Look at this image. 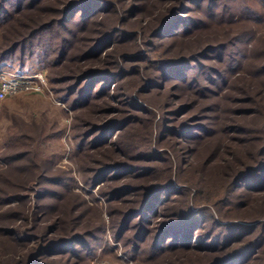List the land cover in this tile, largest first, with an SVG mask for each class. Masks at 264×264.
Here are the masks:
<instances>
[{"label":"rangeland","instance_id":"rangeland-1","mask_svg":"<svg viewBox=\"0 0 264 264\" xmlns=\"http://www.w3.org/2000/svg\"><path fill=\"white\" fill-rule=\"evenodd\" d=\"M61 2L65 3L66 0H51V6L59 7ZM121 2L123 3V0ZM127 3H135L134 6L136 7L140 4V1L129 0ZM156 5L162 7L166 6L167 3L165 5L156 3ZM119 6L121 8L124 7L121 4ZM227 6L230 7V12L234 14L233 18L235 16L238 17L244 10H251L258 17L254 20H245L238 17L235 24L213 22L210 25L208 23L209 25L204 27L203 30L201 29L199 32L187 37L178 36L169 38V40L159 38L154 42L158 47L154 49L155 52L152 51L150 53V51H147L145 56L148 60L155 59L156 53H161L164 50L165 54L161 57H164L163 59L165 60L193 56L198 63H202L204 66L216 65L217 62H214L213 59L201 58L197 53L202 52L203 47L231 39V37H235L238 34L239 36L243 34L249 35L250 37L248 39L243 38L237 44V47H242L243 52H249L250 54L262 53L263 56L249 58L248 65H245L238 74L239 76L233 77L230 82L232 85L228 95L231 93L232 96L237 98V101L232 102L221 99L220 102H215L216 107L217 104L219 106V110L215 113L214 111L209 113L201 111L200 108L206 107L208 104L204 101V98L199 97L198 93H195L193 89L189 90V87L186 88V84L180 80H173L174 78H171V76H162L159 79V82L165 83L162 89L156 88L146 92L144 90L146 80L152 75H157V72L152 70L154 68L150 66V62L147 59L143 61L128 60L126 57H122L123 54H131L132 56L137 55L138 51L145 52L144 50L147 48L142 44V40L140 44L133 40L131 42L116 43L109 48L106 54H103L102 59L86 60L84 63L83 61L79 62L78 57L81 56L83 46L88 43L84 38L91 36L90 33L79 31V23L75 25V21L79 18V13L73 16L77 20L70 22L67 28L70 31L75 30L73 33L83 39L73 43L75 47L67 54L65 61L62 62V64H67L66 66L50 68L46 60L41 61L35 58L26 63L27 71L25 73L44 72L48 84L47 88L42 92L21 91L0 100V264H29L32 249L38 244H44L48 240H57L60 237H67L68 234L74 232L80 234L79 232L87 233L89 231L92 234L94 233V237H89L88 242L95 249L86 258V261L75 262L73 257L64 254L55 258L58 261L57 264H190L202 262V258L199 257L200 254L197 252H194V254H192L193 252H176L156 261H149L145 257L141 258L140 255L132 258L133 256L126 252L127 246L124 247L123 239H117L115 235L117 222L121 218L120 212L128 209L129 205L116 200L107 201L99 193V186L92 188L86 185L91 173L87 168L94 165L93 160L95 159L106 161L113 159L117 160V162L141 163L142 159H135L134 157L138 153H145L155 159H160L152 164L157 168L158 173L156 176L127 177L123 178L125 179L123 182L150 187L153 184H157L160 180L167 179V175L172 172V180L174 181V178L177 177L180 181H184L188 186L189 193L178 201L170 202L167 212H179L187 204L195 206L196 209L202 206H211V204L200 199L201 196L197 195L195 197L197 187H200L203 193L207 189L214 196L220 195L223 186L227 184L233 173L226 178L227 180H224L220 175H211V167L218 163L219 158H211L208 161L205 160L203 154L208 150L206 143L213 141L214 136H219L220 132L206 137L205 141L197 140L193 133L200 123L201 115L211 116L213 122L215 120L218 121V116L219 120L229 118L230 120H237V122L243 121L247 124H253L259 135L264 130L262 127L263 119L259 117L260 115L255 110V108H258L262 116H264V107L256 106L254 102L258 101V104H264V91L258 90L262 88V85L258 83L259 78L257 79L253 72L255 63H259L257 66H260L264 62V0H230ZM133 10L135 11V9ZM137 11L132 12L133 16L137 15ZM146 13L148 15H140L136 19L142 17L144 24L148 25L155 19L157 11L151 14H149V11ZM194 15L204 19L205 22L208 21L203 11L190 12V16ZM115 17L107 14L99 20L96 23L97 26H95L94 36L105 28L113 25L117 26L118 18L116 20ZM130 19L128 26L122 27L128 32L134 33L140 25L135 18ZM183 28L184 25L182 24L178 29L183 30ZM57 33L59 34L57 39L66 34L63 29L56 26L47 32L49 36L53 37ZM168 34H171V31L166 33V35ZM1 43L3 41L0 35ZM209 56L211 57V54ZM55 58L56 54H51V59ZM117 66L119 69L129 73L124 80L120 81H124L125 84L119 92L130 95L129 101H135L141 110H134L127 108L128 106L121 103L119 104L118 100H125L127 98L125 96L115 101L98 99L87 108L75 109L71 101L65 100L64 92L61 91L62 88L60 89V87H64V84L50 83L48 77L50 73L53 75H64L79 69L88 68L111 69L116 72L113 69H117ZM1 68L3 69L0 70L5 72L14 73L10 69L8 70V67L2 66ZM138 71L141 77L131 74ZM183 72H186L185 68H183ZM260 83L262 84V81ZM177 85L183 88H179ZM240 87H247L253 91L249 100L247 98L245 100L240 95L238 92ZM196 94L197 96H195ZM178 95L179 97L175 98ZM196 99L201 103L200 105L197 103L192 104ZM250 99L253 100L250 101ZM72 101H74V98ZM187 106H189L187 111L190 112L182 114L185 113L184 108ZM113 109H118V111L113 112ZM124 109L130 110V112ZM237 109L246 111L253 109L255 112H248V114L242 115L234 113ZM177 110L181 111L179 115L174 113ZM130 114L139 117V119L128 125L116 139L117 143L125 150L123 156H118L111 148L101 147L98 148L99 150H93V148L88 147L89 139L86 140L87 142L82 146L83 148L78 151L77 147L83 141L85 133L90 129V127L87 128L84 124L82 125L83 120L84 122L90 120L100 125L106 121L114 120L116 117L125 118ZM184 125H187V127L183 128ZM113 131H111V134ZM11 133H23V135L28 136V139L21 140V146L9 147L6 142L9 141ZM179 133L183 137L188 138L184 143L180 140L182 136ZM229 144L228 147L231 146L232 149L237 147L236 143L230 142ZM189 147H192L194 151L191 152ZM18 155H23V157L17 161L10 160L11 156ZM112 155L115 158H112ZM242 158V163L249 162L248 155ZM182 166L187 167L179 171V167ZM243 166L241 164L240 169ZM43 174L45 175L44 177L40 176ZM59 181L64 184H60ZM116 184L114 183L113 185ZM27 186L30 188L25 190ZM42 187L47 189L50 195L43 202L38 199V204L41 203L43 206L45 203L47 205V209H44L45 213L39 208L35 209L34 206L38 195L42 191ZM2 189H5L4 195L8 199L6 202L1 201L3 197ZM17 194H20L19 196L22 198L19 199L17 196L15 198L14 196ZM53 194L56 196H53ZM58 195H63L64 198L61 200L55 198ZM160 195L165 198L166 194L163 192ZM211 197L213 196L211 195ZM237 201L239 204L232 210H226L225 208L219 214L215 210L204 209L202 215L206 222V227L203 229V233L211 227V216L222 219L221 223L257 219L256 221L261 224L254 233L258 236L261 235L264 242V193H247L238 197ZM54 209L55 211H52ZM255 209L259 212L253 215ZM113 210L116 212L111 213ZM154 218H150L152 222H143L136 226L142 225L147 229H152V227L164 220L162 216ZM167 220L171 219L167 218ZM135 221L133 220V222ZM100 225H104V230L95 233ZM13 228L24 231V233H19L25 239L28 237L29 239L19 240L18 242L4 231V229L8 231ZM218 229L224 232L223 235H227L226 227ZM130 231L132 232L133 230ZM20 234H18L19 237L21 236ZM127 234L128 232L125 236ZM97 237L99 238L98 240ZM141 255L145 256L144 253ZM248 264H264V246L258 253L257 258L254 261L251 258Z\"/></svg>","mask_w":264,"mask_h":264},{"label":"trees","instance_id":"trees-1","mask_svg":"<svg viewBox=\"0 0 264 264\" xmlns=\"http://www.w3.org/2000/svg\"><path fill=\"white\" fill-rule=\"evenodd\" d=\"M116 1L66 0L65 3L61 2L59 7H54L51 6V0H0V35L3 41L0 44V69H3L1 68L2 66L8 67V70L10 69L14 73L23 74L27 71L26 63L34 58L41 61L46 60L50 68L66 66L67 64H62V62L65 61L67 54L75 47L73 43L83 39L73 33L75 30L70 31L67 28L70 22L77 20L73 18L77 13L80 15L78 20L75 21V25L80 24L78 27L80 28L79 31L91 34V36L84 38L88 43L83 46L81 56L78 57V61H83V63L86 60L102 59L103 54H106L114 44L123 43L124 41L131 42L132 40L139 44L142 40V44L147 49L143 53L138 51V56L123 54L122 57H126L128 60L143 61L147 59L145 57L147 51H150V53L152 51L155 52L154 49L157 46L154 42L159 38L169 40V38L178 36L187 37L199 32L201 29L203 30L204 27L209 25L208 23L210 25L213 22L235 24L238 17L245 20H254L258 17L251 10H244L238 17L235 16L233 18L234 14L230 12V7L227 6L230 0H139L140 4L136 7L134 6L135 3L128 4L129 0H123V3L121 2L122 0H119L120 2L117 1V3ZM156 3H163V5L167 3V5L160 7ZM119 4L124 7L121 8ZM132 9H135V11H132ZM136 11L137 17L132 14V12ZM147 11H149V14L157 11L155 19L148 25L144 24L142 17L136 19L140 15H148ZM195 11H203L208 21L205 22L204 19L198 18L197 15L190 16V12ZM107 14L116 16L118 25L105 28L94 36L96 23ZM130 18H135L140 25L134 33L128 32L123 28L128 26ZM182 24L184 28L181 31L178 28ZM55 26L63 29L66 33L60 39H57L59 37L58 33L54 37L47 34ZM169 31H171V34L166 35ZM248 37L250 36L247 34L240 36L238 34L235 37H231V39L203 47L202 52L197 53V55L217 62L216 65L210 66L198 63L193 56L165 60L163 59L164 57H161L165 54L164 50L161 53L157 52L155 59H147L150 62V66L154 68L152 70L156 71L157 75H152L146 80L144 90L150 92L156 88L162 89L165 83L159 82V79L162 76H171V78H174L173 80H180L186 84V88L189 87V90L193 89L195 93H198L199 97L204 98V101L208 104L206 107L200 108L201 111H206L207 113L211 111L217 112L219 106L217 104L216 107L215 102H220L221 99L232 102L237 101V98L232 96L231 93L228 95V92L231 91L232 84L230 82L233 77L237 76L245 65H248L250 57L263 56L262 53L250 54L249 52H243L242 47H237V44L243 38L248 39ZM51 54H56V58L52 60ZM209 54H211V57ZM14 63L15 65H13ZM258 64H254L255 69H253V72L257 79L259 78L258 83L262 85V88L258 90L264 91V80H262L264 78V62L260 66H257ZM183 68L186 69L185 73ZM113 70H116V72L111 69L88 68L79 69L64 75H53L50 73L48 77L50 83L64 84V87H60V89L62 88L61 91L64 92L65 100L71 101L75 109L87 108L98 99L115 101L125 96L127 97L125 100H118L119 104L121 103L128 106L127 108L134 110H141L135 101H129L130 95L119 92L125 84L124 81H120L124 80L129 73L119 69L118 66L117 69ZM131 74L141 77L139 71ZM261 81L262 84L260 83ZM95 85L98 87L97 89ZM177 86L183 88L179 85ZM238 92L245 100L246 98L249 100L253 94V91L247 87H240ZM178 97L179 95L175 96V98ZM71 98H74V101ZM252 100L250 99V101ZM209 102H212L210 103L212 105ZM254 102L256 106L264 107V104L260 105L258 101ZM195 103L201 104L197 99L192 102V104ZM189 106L184 108L185 113L182 114L190 112L187 111ZM255 110L260 115L259 117L263 119L262 127L264 129V116H262L258 108H255ZM116 111L118 109H113V112ZM126 111L130 112V110ZM180 112V110H177L174 113L179 115ZM248 112L253 113L255 111L253 109L251 111L244 109L234 111V113L242 115L248 114ZM200 118V123L193 133L197 140L205 141L206 137L220 132L219 136H214L213 141L206 143L208 150L203 154L205 160L208 161L211 158H219L218 163L211 167V175H220L224 180H227L226 178L233 173L227 184L223 186L220 195L214 196L207 189L203 193L200 187H197L195 197L197 195L201 196L200 199L211 204V206H202L196 209L195 206L187 204L179 212H167L170 202L178 201L189 193L188 186L184 181H180L177 177V179L174 178L175 182L172 180V172L167 175V179L160 180L157 184H153L150 187L123 182L125 180L123 178L127 177L156 176L158 173L157 168L152 164L160 159H155L145 153H138L134 157L135 159H142L141 163H124L113 159L108 161L95 159L93 160L94 165L87 168L91 173L86 185L92 188L99 186V193L107 201L116 200L129 205L128 209L120 212L121 218L117 222L115 235L117 239H123L124 247L127 246L126 252L131 254L132 258L140 255L141 258L145 257L149 261H156L176 252H193L192 254L197 252L200 254L199 257L202 258V262L190 264H248L251 258L253 261L257 258L258 253L264 246L262 236L254 233L261 224L256 221L257 219L221 223L222 219L211 216V227L203 233L206 222L202 215L203 210L206 208L215 210L218 214L225 208L226 210H232L239 204L237 201L238 197L247 193H264V130L259 135L253 124H247L243 121L237 122V120H230L229 118L219 120L217 116L218 121L215 120L213 122L212 117L206 115H201ZM138 119L139 117L130 114L125 118L116 117V119L106 121L100 125L90 120L85 122L83 120L82 125L84 124L90 129L85 133L83 141L77 147L78 151L83 148L82 146L89 139L88 147H91V149L111 148L118 156H123L125 150L117 143L116 139L128 125L138 121ZM186 127L187 125L183 126V128ZM111 131H113L112 134ZM179 134L182 136L181 133ZM9 138L6 144L9 147H14L21 146V140L28 139V136L23 135V133H11ZM181 138L180 140L183 143L188 139L183 136ZM230 142L236 143L237 147L233 149L231 146L228 147ZM189 148L191 152L194 151L192 147ZM245 155H248L249 162L244 164L242 163V157ZM12 156L11 161H17L23 157V155ZM241 164L244 166L240 169ZM185 167H179V171ZM40 176L44 177L45 175ZM59 182L64 184L61 181ZM114 183L117 184L113 185ZM25 188V190H28L30 187L27 186ZM2 190L3 197L1 201L6 202L8 199L4 195L5 189ZM163 192L166 194L165 198L160 195ZM19 195L17 194L14 197L21 199L22 197ZM128 195L130 196L128 197ZM49 196L47 189L42 187V191L38 195L36 203H34L35 209L39 208L45 213L44 209H47V205L44 203L43 207L38 202H43ZM53 196L56 195L53 194ZM55 198L61 200L64 197L63 195H58ZM52 211H55V209ZM114 212L116 211H111V213ZM253 212V215H256L259 211L255 209ZM161 216L164 220L160 221L152 229H147L142 225L136 226L143 222H152L151 217L159 218ZM167 218L171 220L168 221ZM133 220L136 221L133 222ZM220 227H226L227 235H223L224 232L218 229ZM103 228L104 225H100L95 233L103 231ZM130 230L133 231L131 232ZM4 231L18 242L25 239L19 233H24L21 229L13 228L8 231L4 229ZM127 232L128 234L125 236ZM79 233L74 232L68 234L67 237H60L57 240H48L44 244H38L32 249L29 264H57L58 261L55 258L64 254L73 257L75 262L86 261V258L95 249L88 242L89 237H94V233L92 234L90 231ZM18 234L21 236L19 237ZM28 239L29 237L25 240ZM142 253L145 256L141 255Z\"/></svg>","mask_w":264,"mask_h":264},{"label":"built area","instance_id":"built-area-1","mask_svg":"<svg viewBox=\"0 0 264 264\" xmlns=\"http://www.w3.org/2000/svg\"><path fill=\"white\" fill-rule=\"evenodd\" d=\"M47 84L44 72L19 74L0 70V100L21 91L42 92Z\"/></svg>","mask_w":264,"mask_h":264}]
</instances>
